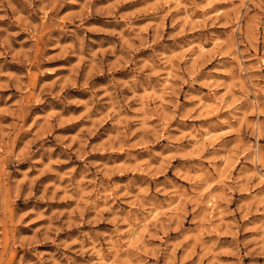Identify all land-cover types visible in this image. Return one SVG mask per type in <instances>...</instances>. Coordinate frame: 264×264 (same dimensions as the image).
<instances>
[{
    "label": "rangeland",
    "instance_id": "374dc122",
    "mask_svg": "<svg viewBox=\"0 0 264 264\" xmlns=\"http://www.w3.org/2000/svg\"><path fill=\"white\" fill-rule=\"evenodd\" d=\"M0 264H264V0H0Z\"/></svg>",
    "mask_w": 264,
    "mask_h": 264
}]
</instances>
